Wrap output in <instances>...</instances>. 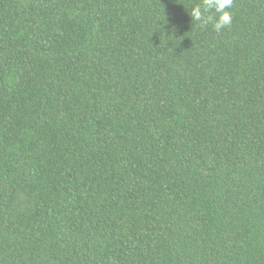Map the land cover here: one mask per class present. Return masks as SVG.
Returning a JSON list of instances; mask_svg holds the SVG:
<instances>
[{
    "label": "trees",
    "instance_id": "1",
    "mask_svg": "<svg viewBox=\"0 0 264 264\" xmlns=\"http://www.w3.org/2000/svg\"><path fill=\"white\" fill-rule=\"evenodd\" d=\"M0 264H264V0H0Z\"/></svg>",
    "mask_w": 264,
    "mask_h": 264
}]
</instances>
